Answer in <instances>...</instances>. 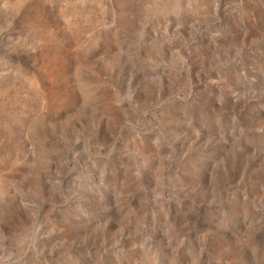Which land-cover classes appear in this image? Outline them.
<instances>
[{
	"label": "rangeland",
	"instance_id": "1",
	"mask_svg": "<svg viewBox=\"0 0 264 264\" xmlns=\"http://www.w3.org/2000/svg\"><path fill=\"white\" fill-rule=\"evenodd\" d=\"M0 264H264V0H0Z\"/></svg>",
	"mask_w": 264,
	"mask_h": 264
}]
</instances>
